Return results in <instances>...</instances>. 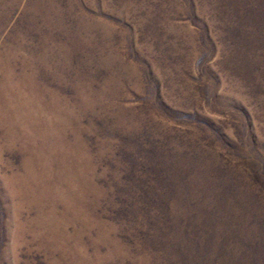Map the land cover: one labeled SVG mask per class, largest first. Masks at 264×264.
<instances>
[{
    "label": "rangeland",
    "instance_id": "374dc122",
    "mask_svg": "<svg viewBox=\"0 0 264 264\" xmlns=\"http://www.w3.org/2000/svg\"><path fill=\"white\" fill-rule=\"evenodd\" d=\"M0 264H264V0H0Z\"/></svg>",
    "mask_w": 264,
    "mask_h": 264
}]
</instances>
